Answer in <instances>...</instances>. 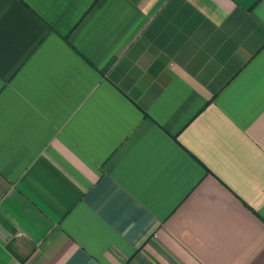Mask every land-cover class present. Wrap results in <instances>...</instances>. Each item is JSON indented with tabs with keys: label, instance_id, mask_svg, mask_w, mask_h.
<instances>
[{
	"label": "crops",
	"instance_id": "0c3cea01",
	"mask_svg": "<svg viewBox=\"0 0 264 264\" xmlns=\"http://www.w3.org/2000/svg\"><path fill=\"white\" fill-rule=\"evenodd\" d=\"M264 264V0H0V264Z\"/></svg>",
	"mask_w": 264,
	"mask_h": 264
},
{
	"label": "built area",
	"instance_id": "2783aa9c",
	"mask_svg": "<svg viewBox=\"0 0 264 264\" xmlns=\"http://www.w3.org/2000/svg\"><path fill=\"white\" fill-rule=\"evenodd\" d=\"M21 264H24V263H21Z\"/></svg>",
	"mask_w": 264,
	"mask_h": 264
}]
</instances>
